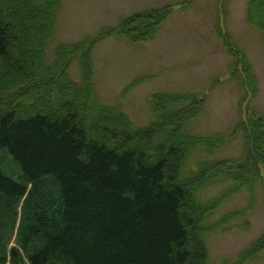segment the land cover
I'll return each mask as SVG.
<instances>
[{
    "label": "trees",
    "instance_id": "trees-1",
    "mask_svg": "<svg viewBox=\"0 0 264 264\" xmlns=\"http://www.w3.org/2000/svg\"><path fill=\"white\" fill-rule=\"evenodd\" d=\"M37 2L0 0V264H210L207 235L231 227L226 218L211 221L217 207L236 188L252 192V181L264 187V112L254 108L242 123L241 157H208L192 166L188 160L195 152L215 153L222 144L218 135L190 133L183 125L189 117L183 102L197 93L153 94V125L133 128L120 110L85 92V83L79 92L80 83L69 81L66 58L87 42L58 52L46 65L52 0L44 11ZM142 12L131 18L167 17L170 8ZM249 16L264 29V0L251 1ZM231 50L236 61L230 75L247 82L255 98L258 79L247 52ZM239 63L246 82L236 73ZM28 95L25 115L8 105ZM86 112L90 125L80 119ZM101 114L104 123L98 124ZM247 158L250 164L243 163ZM7 159L14 172L5 167ZM223 181L233 183L231 191L201 198L203 189ZM17 225L18 246L9 248Z\"/></svg>",
    "mask_w": 264,
    "mask_h": 264
},
{
    "label": "rangeland",
    "instance_id": "rangeland-1",
    "mask_svg": "<svg viewBox=\"0 0 264 264\" xmlns=\"http://www.w3.org/2000/svg\"><path fill=\"white\" fill-rule=\"evenodd\" d=\"M251 1L52 0L48 30H53V34L46 43L44 61L46 65L53 64L58 52L71 51L87 42L83 50L66 58L65 66L72 77L69 81L80 83L79 88L70 85L79 92L90 90L97 103L120 110L133 128L153 125L157 108L153 94L172 92L188 97L197 93L198 97L184 98V111L189 112V117L183 119V125L190 133L218 135L222 144L215 153L200 150L188 161L193 166L194 161L208 157L232 160L241 157L245 149L243 133L239 132L242 123L249 121L254 108L264 112V29L252 24ZM37 3L44 11L46 0ZM163 7L170 8L167 17L131 18L136 13ZM134 23L140 25L136 27ZM127 25L131 28L126 29ZM223 31L229 36L231 47L247 52L260 90L255 98L251 99L252 92L240 63L234 65L238 68L236 73L246 83L241 85L242 78L230 75V66L236 59ZM59 92L65 98L64 90ZM29 96L11 99L8 105L25 115L29 109L24 103L31 102ZM167 96L170 95L161 97ZM74 101L79 102L80 98ZM198 106L200 112L196 110ZM89 113L80 117L88 125ZM103 118L101 114L97 123L103 124ZM251 159L243 163L250 164ZM11 166L7 159L5 167L14 172L15 166ZM251 184L253 193L243 187L234 189L211 216L212 222L226 218L231 227L207 235L210 264H264V187L260 182ZM232 185L230 181L215 183L203 189L200 196L202 199L217 196ZM17 229L18 225L9 248L18 246ZM253 243L257 247L240 256Z\"/></svg>",
    "mask_w": 264,
    "mask_h": 264
}]
</instances>
